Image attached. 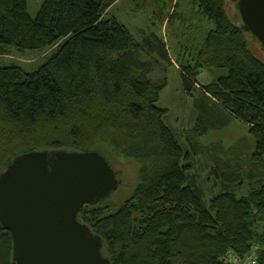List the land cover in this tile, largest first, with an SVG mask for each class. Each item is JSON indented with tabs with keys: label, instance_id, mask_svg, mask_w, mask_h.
I'll return each instance as SVG.
<instances>
[{
	"label": "trees",
	"instance_id": "trees-1",
	"mask_svg": "<svg viewBox=\"0 0 264 264\" xmlns=\"http://www.w3.org/2000/svg\"><path fill=\"white\" fill-rule=\"evenodd\" d=\"M115 1L42 0L33 17L28 0H0V172L33 150H96L110 163L121 154L138 165L131 193L115 208L102 200L79 212L112 264H226L229 249L245 256L253 243L264 244V182L240 195L224 188L210 199L192 184L190 152L165 122L169 109L159 106L167 77H153L165 74L171 50L154 32L140 41L106 19ZM193 2L206 23L193 19L182 27L189 42L179 54L183 87L191 95L202 89L204 108L218 101L245 124L255 141L250 156L263 163L264 59L251 40L260 44L242 29L231 0ZM50 48L37 69L2 60L12 50ZM205 68L229 73L203 83ZM213 124L207 114L198 116L193 139ZM12 249L11 233L0 224V264H12ZM258 254L264 264V249Z\"/></svg>",
	"mask_w": 264,
	"mask_h": 264
},
{
	"label": "rangeland",
	"instance_id": "rangeland-1",
	"mask_svg": "<svg viewBox=\"0 0 264 264\" xmlns=\"http://www.w3.org/2000/svg\"><path fill=\"white\" fill-rule=\"evenodd\" d=\"M41 5L42 0H28L30 15L36 17ZM230 6L229 12L233 16L236 9L234 4V10ZM197 8L193 0H116L106 12L105 18L116 19L124 24L140 41L152 32L166 39V44L171 50V63L166 67L165 74L164 69L157 70L153 77L159 78L164 75L167 77V85L161 91L159 106L169 109L165 122L174 129L180 142L190 152L187 161L192 163L190 173L192 184L202 191L205 199H210L224 188H235L238 195L248 193L264 182V162L261 163L257 158L250 156L255 141L248 133L246 125L231 117L218 101L213 100L214 103L211 102L204 108L203 103L207 99L202 89L197 88L198 90H194L191 95L183 87L179 54L186 52L185 48L189 42L185 36H180V33L182 27L193 19L199 21L204 28L203 23L206 22H202L201 18L194 14ZM181 43L185 45L182 49ZM251 44L255 54L264 59L261 46L252 40ZM52 50L50 48L43 51H26L23 54L12 50L4 55L2 60L14 61L26 70H32L42 65ZM228 73L227 68H205L198 80L206 83ZM203 113L209 116L214 126L200 141H196L193 139L195 137L193 128L196 119L200 115L203 116ZM190 142L195 143L196 150L192 148ZM111 163L121 181L119 188L106 199L107 205L115 208L124 202L136 185L138 165L121 154H113ZM249 169L255 176L251 180ZM226 177L231 181L237 178V181L242 180L244 184H226L228 182Z\"/></svg>",
	"mask_w": 264,
	"mask_h": 264
},
{
	"label": "water",
	"instance_id": "water-1",
	"mask_svg": "<svg viewBox=\"0 0 264 264\" xmlns=\"http://www.w3.org/2000/svg\"><path fill=\"white\" fill-rule=\"evenodd\" d=\"M243 30L264 51V0H231ZM118 173L96 150H33L0 172V224L11 233L12 264H112L103 239L79 218L108 199Z\"/></svg>",
	"mask_w": 264,
	"mask_h": 264
},
{
	"label": "built area",
	"instance_id": "built-area-1",
	"mask_svg": "<svg viewBox=\"0 0 264 264\" xmlns=\"http://www.w3.org/2000/svg\"><path fill=\"white\" fill-rule=\"evenodd\" d=\"M260 249H264V244L260 245L258 243H253L250 247V251L245 256L239 255L235 250L229 249L223 255L222 260L226 264H259L258 258L259 254L258 251Z\"/></svg>",
	"mask_w": 264,
	"mask_h": 264
},
{
	"label": "crops",
	"instance_id": "crops-1",
	"mask_svg": "<svg viewBox=\"0 0 264 264\" xmlns=\"http://www.w3.org/2000/svg\"><path fill=\"white\" fill-rule=\"evenodd\" d=\"M201 74H202V72H201ZM211 80V79H210Z\"/></svg>",
	"mask_w": 264,
	"mask_h": 264
}]
</instances>
